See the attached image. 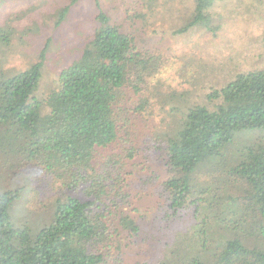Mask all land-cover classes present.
Segmentation results:
<instances>
[{
    "label": "trees",
    "instance_id": "1",
    "mask_svg": "<svg viewBox=\"0 0 264 264\" xmlns=\"http://www.w3.org/2000/svg\"><path fill=\"white\" fill-rule=\"evenodd\" d=\"M211 7L212 0H195L192 18L176 33L209 28ZM96 21L81 57L60 73L44 101L35 94L47 45L29 69L0 76L2 154L67 188L52 205L53 221L38 232L11 219L19 192L0 196V264H106L115 240L139 234L126 212L125 169L137 153L125 108L132 103L137 115L151 106L150 85L162 64L106 13ZM220 94L215 109H190L169 136L161 198L172 217L193 211L209 264H264V71L239 76Z\"/></svg>",
    "mask_w": 264,
    "mask_h": 264
},
{
    "label": "rangeland",
    "instance_id": "2",
    "mask_svg": "<svg viewBox=\"0 0 264 264\" xmlns=\"http://www.w3.org/2000/svg\"><path fill=\"white\" fill-rule=\"evenodd\" d=\"M194 3L0 0V76L11 77L29 69L47 45L35 94L41 102L56 86L60 73L81 57L98 27L100 12L134 37L141 52L162 64L150 85L151 106L137 115L132 103L125 108L131 119L129 140L137 153L127 160L125 169L131 195L126 212L137 220L140 231L136 237L127 234L121 241L115 240L112 250L106 252V264H187V258L195 264H209V249L204 247L193 211L186 209L172 217L161 198L168 178L165 149L184 113L194 107L215 109L222 101L221 91L239 76L264 71V0H212L209 28L196 26L177 34L192 18ZM66 8L64 20L57 24ZM128 100L139 103V96L130 94ZM14 149L18 151L20 146ZM2 150L0 147V196L19 192L12 205L13 223L35 232L48 227L54 218L52 205L56 197L67 194V188L57 178L24 166L22 159L4 155ZM115 151L117 147L103 153Z\"/></svg>",
    "mask_w": 264,
    "mask_h": 264
}]
</instances>
